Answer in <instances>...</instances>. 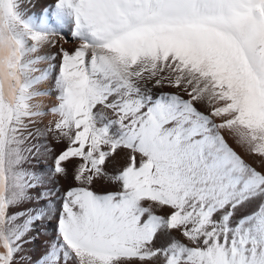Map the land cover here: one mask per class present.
Masks as SVG:
<instances>
[{
  "label": "snow or ice",
  "instance_id": "obj_1",
  "mask_svg": "<svg viewBox=\"0 0 264 264\" xmlns=\"http://www.w3.org/2000/svg\"><path fill=\"white\" fill-rule=\"evenodd\" d=\"M0 264H264V0H0Z\"/></svg>",
  "mask_w": 264,
  "mask_h": 264
},
{
  "label": "bare ground",
  "instance_id": "obj_2",
  "mask_svg": "<svg viewBox=\"0 0 264 264\" xmlns=\"http://www.w3.org/2000/svg\"><path fill=\"white\" fill-rule=\"evenodd\" d=\"M36 11L39 12V8H37ZM68 46H69V45H65V47H68ZM164 91H168V89H164ZM44 100H45L46 103L48 102L47 98H44ZM230 143H231V141H230ZM233 146L236 147L235 145H233ZM236 150H237L238 152H240L241 155H243V152H242V150H241L240 148L236 147ZM44 239H45V237H41L39 240H37L35 246L38 247V246L42 243V241H43ZM37 254H38V253H37Z\"/></svg>",
  "mask_w": 264,
  "mask_h": 264
}]
</instances>
